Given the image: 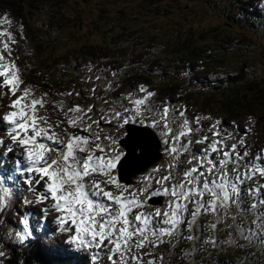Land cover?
<instances>
[{
  "label": "snow or ice",
  "instance_id": "6c2138e0",
  "mask_svg": "<svg viewBox=\"0 0 264 264\" xmlns=\"http://www.w3.org/2000/svg\"><path fill=\"white\" fill-rule=\"evenodd\" d=\"M4 35L6 33L0 32V36ZM4 50L11 53L7 44L4 45ZM83 68L93 73L92 65H84ZM111 74L113 77L117 75L116 71H112ZM0 77L3 78V86L9 89L13 97H16L22 81L16 66L6 62L3 51H0ZM95 78L101 79L100 75H96ZM108 87L111 89V83ZM88 91L92 95L96 93L95 88ZM135 91L146 95L134 99L133 94L130 93L127 97L117 98L111 106L106 108L90 107L87 110L88 113L98 112V119L88 118L91 122L85 121L82 115L69 121L73 126H76L78 122L82 124L94 137L91 141L83 136L73 135L62 138L55 132L49 135L48 131L40 126L41 120L48 124L47 118H39L36 115V107L38 104L42 106V101L33 100L31 112L22 103V98H14L11 103L5 104L6 108L12 109L0 118L10 126L6 133L10 137L6 151L14 152V148L19 147L28 166L21 173L27 174L23 181V185L27 187L17 186L16 192L6 188L3 190L4 195L0 196V229L7 228L6 231H0V264H5L3 258L7 256L5 243L24 245L33 237L27 218L22 221L23 231H15L14 234V230L7 227L5 217L12 208L9 197L14 198L16 195L22 197L21 203L29 205L33 201L28 198V194L35 193V203L44 205L40 208L44 218L53 212L59 214L56 223L60 226L61 232L69 233L67 242L74 244L78 249H93L91 256L93 264H96L104 255H107L111 264H117L113 258L117 253L119 264H128L129 257L126 254L131 250L133 236L140 237L135 241V246L138 248L145 245L158 246L165 243V236L170 237L180 232V225L185 222H187V229L191 230L201 212L212 211L218 214V209H224L227 215L230 204L243 210L241 185L250 177L247 171L243 173L240 171L239 165L243 158L250 156L249 148L251 147L249 142L242 138L243 134L238 133L237 128L219 130L221 121L217 119L206 129L212 133L213 137L218 138L223 135L227 139L236 133L240 138H236L230 146L225 140L214 139L210 144L212 152H217L218 148L226 150H223L222 154L215 159L209 158L208 148H205L202 153L194 154L187 163L193 164L195 161V164L183 172L184 181L170 185L167 182L174 179L170 170L175 166L180 150L187 151L185 145L177 147L180 137H183L185 133L181 131L177 136L172 132L168 123V105L161 99L160 104L164 107L157 108L148 99L154 97L155 92L148 91L143 84L139 85ZM24 95H28L27 90ZM104 103L107 104V101ZM68 111L81 113L82 110L76 107ZM178 115L184 118L183 127L187 128L189 133L201 130L188 127L189 120L185 118V111H179ZM200 121L201 117L196 116L193 122L199 125ZM93 125H96L99 131L94 129ZM48 127L51 128V124H48ZM247 131L250 129L245 130ZM38 137L41 138L39 142ZM208 139L209 137L205 135L195 143H204ZM48 142H51V145ZM188 143L192 144L193 141L189 140ZM4 145L5 141L0 139V146ZM229 147L230 151L227 150ZM78 153H87V156L83 158ZM154 155L155 160H153ZM165 156L170 158L169 174L153 177V173L161 172L163 165L159 162ZM149 161H152L151 167H148ZM228 161H233L237 165L231 169V178L226 167ZM261 161H264V151L255 155L251 162H245L243 167L251 168L253 172L259 170L260 175L264 176V166L261 165ZM214 171L218 173V176L209 179V175ZM137 173L148 174V179L140 181V184L136 186V193L130 194L129 197H122V193L127 191L122 181L126 179V175L136 176ZM95 174L102 175L104 179L102 181L96 179ZM149 180L153 182L149 183ZM3 183V180H0V185ZM108 186H114L119 191L114 193L106 190ZM261 188H264V185L255 189L249 188L245 190V194H259ZM205 192L210 193L211 199L207 201L203 199ZM162 196L176 198L170 201L169 211L163 213L159 209L155 213L140 211L131 219L129 218V212L133 207H146L155 198ZM193 196L198 198L193 200ZM104 198L112 201V205L105 204ZM181 199L183 204L178 202ZM49 201H51V207L47 206ZM189 204L193 205L191 210L188 207ZM259 204L264 205V199H260ZM117 205L118 210L113 213L111 207ZM250 207L255 209L257 205L252 204ZM186 214L190 215L187 221ZM161 215L172 217L163 220V224L170 225L169 227L159 226V221L157 226H152L153 217ZM136 222H139V225L133 227ZM253 223L255 228L249 227L247 230L242 225H238V240L242 238L250 241L258 236H264V216L258 214L257 220ZM66 224L68 227H65ZM211 227L215 228L216 225L213 224ZM187 239L193 240L195 237L188 236ZM204 243L214 246L216 241L207 239ZM131 259L140 258L133 256ZM144 264H154V261L148 260Z\"/></svg>",
  "mask_w": 264,
  "mask_h": 264
},
{
  "label": "rangeland",
  "instance_id": "374dc122",
  "mask_svg": "<svg viewBox=\"0 0 264 264\" xmlns=\"http://www.w3.org/2000/svg\"><path fill=\"white\" fill-rule=\"evenodd\" d=\"M30 1L32 2V0ZM159 1L162 4L158 0H50L51 5L44 12V18L53 17L55 20L64 10L66 18L72 19V22L63 26L68 28L72 43L81 45L87 42L88 44L97 45L100 49H113L108 61L111 63V60H113L114 64L120 68L122 65L127 64L124 61L125 59L136 60L147 55L149 50L156 51L159 49L158 52L153 54L166 58L162 60L165 63L162 64L160 69L161 75L164 76L165 72L171 69L174 58L184 56L194 59V55L201 45L202 37L207 33L210 35L215 33L213 29L216 27L215 23L218 19L215 12L224 11L225 6L229 4V0ZM31 4L34 5L35 3L32 2ZM231 6L232 4H230ZM51 11L54 12L51 13ZM136 16L138 18L134 19ZM231 21V19H227L226 26L229 32L233 33L234 29L228 24ZM127 39H131L132 42L129 48L122 53V49H116L114 43L119 40L118 43L122 46ZM67 40L68 38H65V41ZM211 42L214 45L222 43V41H216L215 39H212ZM135 43L143 44L144 48L137 46ZM62 50V47L56 45L51 53L57 54ZM70 54L75 56L78 52L73 51ZM62 57L65 61H68L65 51ZM254 58L263 60L261 54H255ZM79 61H85V59ZM198 61L200 60L197 59L193 62ZM58 62H63V60L56 58L51 65L54 66ZM145 62L148 63V60ZM261 64L264 65V61ZM57 66L60 67V63ZM179 68L177 67V69ZM261 72L262 70L259 71V74ZM111 73L109 65V74L112 75ZM166 78L168 80L169 75ZM99 87V93L106 89L105 83H100ZM92 88L93 86L90 87V89ZM160 88L163 89L161 86ZM171 100L169 99L170 102ZM255 116L257 117L256 114ZM242 122L243 125L247 123L245 119ZM259 130L261 131V128ZM209 158L215 159V156L210 155ZM217 176L218 173L216 172L209 179ZM225 218V215H223L219 220ZM222 226L217 228L221 232L225 230ZM219 238H221V235H219ZM223 238L226 240L229 238L227 233Z\"/></svg>",
  "mask_w": 264,
  "mask_h": 264
},
{
  "label": "trees",
  "instance_id": "16d2710c",
  "mask_svg": "<svg viewBox=\"0 0 264 264\" xmlns=\"http://www.w3.org/2000/svg\"><path fill=\"white\" fill-rule=\"evenodd\" d=\"M40 1L42 0H32L35 4ZM32 2L30 0H0V5L10 6L17 14L21 15L24 11V7L30 5ZM262 2H264V0H229V4L225 6V10H230V4L232 3L235 4V7L242 9L241 11L235 12V19L228 23L234 29L233 33L229 32L226 21L217 20L216 27L213 29V31L215 30V33H213L214 35L207 33L202 37L201 45L194 55V60L199 59L201 63L197 66L206 69L214 77H227L228 84L225 86H227L228 89L224 88L221 92L212 96L208 102L207 98L201 99L205 106L216 108L218 105L227 118H234L241 114H256L257 117H253L257 119L258 126L264 133V65L261 64V62L264 61V33L261 29L257 28L255 24V14L259 15L256 6ZM57 21L60 22V19L57 18ZM212 39L222 41V43L214 45L211 42ZM118 41H115L114 45L116 49H122V53L129 48L132 42L131 39H127L121 46ZM56 42L58 41H55V43ZM135 44L139 45L137 43ZM24 46L26 47V45ZM96 48H98L97 45L89 43V56L107 58L110 53L113 52L111 48L107 50ZM28 49L30 50L32 48ZM45 50L47 49L45 48ZM255 54H261L263 60L255 59ZM56 66L57 64L54 65V71L56 73L61 72ZM154 66L159 67L160 64ZM260 70H262V72L259 74ZM167 89L174 91L172 87ZM220 94H224V97L220 96ZM255 110L257 111L254 113ZM254 174L256 175V179L251 183L253 189H255L256 186L261 187V185H264V178L258 175L256 171ZM260 181H262V184H260ZM263 191L264 188H261L260 193L264 194ZM244 205L245 203L243 202L242 207ZM257 208L258 206L255 209ZM257 215L258 214L253 211V216L256 220ZM262 216H264V214ZM252 225L255 224L252 223ZM6 230L5 228L0 229V231ZM238 231L239 229L237 230L234 242L236 245H240L238 247L241 249L240 254L242 256H238L235 251L231 250L227 251L229 253L223 252V254H218L213 261L211 256L205 263L242 264L241 260L244 259L245 262L247 261V264H259L260 261L264 264L263 247L260 246V251L249 253L247 256L246 248H241L242 244L244 245L242 238L239 240L237 239ZM259 238H261V236H259ZM40 243V241L32 242L29 240L24 245H5V250L7 252V256L3 258L5 264H89V257H86V255L79 257L58 256L54 252L49 253ZM190 246L192 248V245ZM210 253L211 251L206 250V248L202 246L199 253L193 254L203 257ZM146 261H148V259H146ZM177 264H193V261L189 259L180 260Z\"/></svg>",
  "mask_w": 264,
  "mask_h": 264
},
{
  "label": "bare ground",
  "instance_id": "6f19581e",
  "mask_svg": "<svg viewBox=\"0 0 264 264\" xmlns=\"http://www.w3.org/2000/svg\"><path fill=\"white\" fill-rule=\"evenodd\" d=\"M133 18V17H132ZM138 18V16H136L134 19H137ZM126 178V177H125ZM122 183L124 184V185H127L128 184V179L126 178L124 181H122Z\"/></svg>",
  "mask_w": 264,
  "mask_h": 264
},
{
  "label": "water",
  "instance_id": "95a60500",
  "mask_svg": "<svg viewBox=\"0 0 264 264\" xmlns=\"http://www.w3.org/2000/svg\"><path fill=\"white\" fill-rule=\"evenodd\" d=\"M152 161H150L148 164H150Z\"/></svg>",
  "mask_w": 264,
  "mask_h": 264
}]
</instances>
